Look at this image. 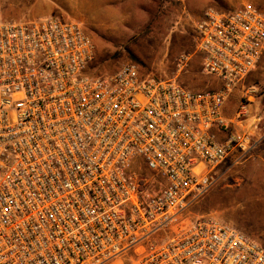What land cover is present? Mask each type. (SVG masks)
Instances as JSON below:
<instances>
[{
	"label": "built area",
	"instance_id": "1",
	"mask_svg": "<svg viewBox=\"0 0 264 264\" xmlns=\"http://www.w3.org/2000/svg\"><path fill=\"white\" fill-rule=\"evenodd\" d=\"M195 34L217 89L134 62L93 74L79 23L0 20V264H264L242 229L188 214L257 144L224 107L264 53V12L209 6Z\"/></svg>",
	"mask_w": 264,
	"mask_h": 264
},
{
	"label": "rangeland",
	"instance_id": "2",
	"mask_svg": "<svg viewBox=\"0 0 264 264\" xmlns=\"http://www.w3.org/2000/svg\"><path fill=\"white\" fill-rule=\"evenodd\" d=\"M246 2L264 12V0H0V20L52 16L79 23L95 43L93 74L134 62L158 78L192 89H217L219 81L200 72L195 24L209 6L229 10ZM180 52L192 56L182 71L175 62ZM224 113L229 118L239 113L241 124L233 130L249 132L257 144L246 154L229 156L216 183L188 214L219 218L264 246V53L230 94Z\"/></svg>",
	"mask_w": 264,
	"mask_h": 264
},
{
	"label": "crops",
	"instance_id": "3",
	"mask_svg": "<svg viewBox=\"0 0 264 264\" xmlns=\"http://www.w3.org/2000/svg\"><path fill=\"white\" fill-rule=\"evenodd\" d=\"M210 80H211V79H210ZM207 86H208V85H207ZM207 86H203V87H207ZM195 90H205V89H201V88H200V89H195Z\"/></svg>",
	"mask_w": 264,
	"mask_h": 264
}]
</instances>
